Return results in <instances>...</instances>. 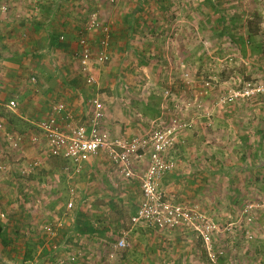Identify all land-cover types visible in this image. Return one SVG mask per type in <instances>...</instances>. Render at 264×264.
I'll list each match as a JSON object with an SVG mask.
<instances>
[{
  "label": "rangeland",
  "instance_id": "374dc122",
  "mask_svg": "<svg viewBox=\"0 0 264 264\" xmlns=\"http://www.w3.org/2000/svg\"><path fill=\"white\" fill-rule=\"evenodd\" d=\"M21 2L0 0V17L12 33L7 39L21 42L34 30L44 50L48 27H33L39 20ZM67 3L63 10L73 23L62 32L64 41L55 34V51L27 57L50 74L49 84L34 85L28 72L19 94H0V215L10 230L0 240L6 257L0 261L66 264L78 255L80 264H264V92L240 97L247 87L264 89V0ZM91 15L110 30V46L108 60L97 63L100 31L87 34L95 79L88 86L74 53ZM94 97L104 105L110 139L147 141L146 154L135 161L138 174L147 167L152 132L172 131V168L157 191L170 208H180L174 226H133L140 184L117 177L107 161L101 169L109 179L97 168L68 180L60 172L64 161L46 158L36 124L58 101L84 122ZM36 157L43 165L30 169ZM123 232L126 248L111 257Z\"/></svg>",
  "mask_w": 264,
  "mask_h": 264
},
{
  "label": "built area",
  "instance_id": "2783aa9c",
  "mask_svg": "<svg viewBox=\"0 0 264 264\" xmlns=\"http://www.w3.org/2000/svg\"><path fill=\"white\" fill-rule=\"evenodd\" d=\"M85 25L78 37L74 59L79 62L78 69L85 76L86 84L91 86L95 83V79L89 73L91 50L88 45L87 34L94 30L100 31L101 37L96 61L102 64L108 60L110 30L107 27H100L95 15H91ZM62 40L63 38L60 37V41ZM32 81L34 83V79ZM254 92H264V89L255 90L247 87L240 97L248 98L254 95ZM232 100V97L228 98L229 102ZM89 104L84 122L78 123L74 113L64 103L58 101L51 106L48 115L36 124L44 141L46 158L64 161L63 173L68 180H73L75 177H79L85 164L95 160L101 154L108 164L115 168L117 177L140 184L142 202L136 215L131 218L133 226L139 225L148 229L174 226V217L181 214L180 208H170L157 191V181L162 174L172 168V163L167 158L169 154L167 151H170L175 143L170 136L172 131H168V135L165 130L160 128L152 132L148 164L145 172L138 174L134 170L135 161L146 154L144 151L147 147V141L140 143L137 140L110 139L103 128L105 109L102 101L94 97L89 100ZM7 107L9 109L15 108V102L10 101ZM178 126L181 128V125ZM33 140L36 141L35 138ZM42 165L43 160L41 161L36 157L30 162V169ZM70 195L73 196L72 189ZM67 208H72V200L69 201ZM46 232L49 236H55V231L51 228H47ZM126 236L127 233L123 232L119 239L112 243L111 257L115 252L126 248ZM78 260H80L78 255H71L66 264H80ZM0 264L3 263L0 262ZM57 264L65 263L59 261Z\"/></svg>",
  "mask_w": 264,
  "mask_h": 264
},
{
  "label": "crops",
  "instance_id": "0c3cea01",
  "mask_svg": "<svg viewBox=\"0 0 264 264\" xmlns=\"http://www.w3.org/2000/svg\"><path fill=\"white\" fill-rule=\"evenodd\" d=\"M43 1L42 0H33V1L32 0H29V1L22 0L21 8L25 9V6L29 4V8L33 9L32 13L35 16L33 17V19L39 20L38 22L34 21L35 24L32 22L33 27L35 26H46V28L48 27V29L44 31V35H43L44 36L43 42L46 45V48L44 50H40V49L38 50L37 47H39L43 43L41 41L42 39H39L40 42H38V38L36 37V31L34 30H31L30 31L31 35L30 36L27 35L26 38L22 40L21 42L14 43L12 40L11 41L8 40L7 36L8 37L11 36L12 33H6L7 29L5 27L6 26L5 19H3L2 16L0 17V90H2L0 94H4L5 93L4 91H7V92L11 91L10 93L12 94H19L21 88L25 86V77L28 72H33L35 74L31 77L32 83H33L32 79H34V83H33L34 85L35 84L37 85L38 84L37 82L42 81L40 82L41 86H45V85H48L50 82L49 81L50 74L45 75L44 73H41L39 70H37L34 63H31L29 65L27 63V57L33 54V57L38 58L39 54L46 55L48 52L50 53L53 50L55 51V47H52L51 45V43H53V39L55 38V34H57V37L59 39L60 37H62L64 41L65 35L62 32L71 31L70 27L72 26H70V24L73 23V20L71 19L72 14H68L66 10H63L64 7H69L67 0H50L45 5ZM70 3H71V0H70ZM37 9H40L39 13L37 12ZM20 11L23 12L24 10L20 9ZM20 22L24 26L31 24V23H28L27 20L20 21ZM23 35L24 33L22 34V36ZM8 42L11 43V46H6ZM28 43L30 44L28 45ZM4 55H6L7 57L6 58L2 57ZM8 61H11V62H8ZM44 76L46 77V79ZM43 81H46V82L43 83ZM19 118L23 120V118H21L20 116ZM105 161L106 160L100 154L99 157H97L95 160L90 161L89 163L84 165L83 172L90 173L92 171H96L98 168L103 173V179H106V178L109 179V173L103 172V170L101 169L102 165L105 164ZM64 166L65 164L62 166V168ZM62 168L60 169V172L62 176L65 177V174L63 173ZM66 179L68 178L66 177ZM105 188L106 187H104L103 184L102 186L98 187L97 190L102 189L103 192L101 190L98 191L97 196L104 197ZM6 223H7V216L0 215V228H2L0 240L2 239L3 233L4 235L6 234V232L8 234L10 233L9 232L10 230L5 229L3 226V225H6ZM105 230L104 229L99 230L98 234L105 233ZM7 244L5 245V250L10 251L11 250L10 247L13 248V246H11L12 243L7 242ZM0 249H3L2 244H0ZM0 258H6V257L0 254ZM2 262L8 263L9 261H5V262L2 261Z\"/></svg>",
  "mask_w": 264,
  "mask_h": 264
},
{
  "label": "trees",
  "instance_id": "16d2710c",
  "mask_svg": "<svg viewBox=\"0 0 264 264\" xmlns=\"http://www.w3.org/2000/svg\"><path fill=\"white\" fill-rule=\"evenodd\" d=\"M51 45H52V47H55L56 46V40L55 39H53V43H51ZM52 159H55V158H52ZM1 233H2V228H0V235H1ZM0 262H2V261H0Z\"/></svg>",
  "mask_w": 264,
  "mask_h": 264
}]
</instances>
